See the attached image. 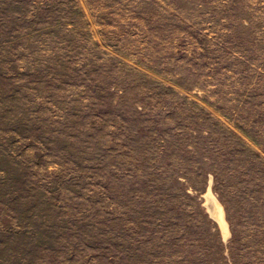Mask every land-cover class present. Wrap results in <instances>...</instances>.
I'll use <instances>...</instances> for the list:
<instances>
[{
    "label": "rangeland",
    "instance_id": "374dc122",
    "mask_svg": "<svg viewBox=\"0 0 264 264\" xmlns=\"http://www.w3.org/2000/svg\"><path fill=\"white\" fill-rule=\"evenodd\" d=\"M0 264H264V0H0Z\"/></svg>",
    "mask_w": 264,
    "mask_h": 264
},
{
    "label": "bare ground",
    "instance_id": "6f19581e",
    "mask_svg": "<svg viewBox=\"0 0 264 264\" xmlns=\"http://www.w3.org/2000/svg\"><path fill=\"white\" fill-rule=\"evenodd\" d=\"M211 194H208L207 195V207L210 211V213L217 218V220L220 222L223 230H224V233L226 232V229H225V223L222 219V211L220 209V206L217 204V201L212 197V195L210 196Z\"/></svg>",
    "mask_w": 264,
    "mask_h": 264
}]
</instances>
